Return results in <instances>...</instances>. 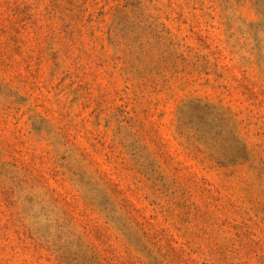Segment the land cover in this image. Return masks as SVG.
Segmentation results:
<instances>
[{"label": "rangeland", "instance_id": "obj_1", "mask_svg": "<svg viewBox=\"0 0 264 264\" xmlns=\"http://www.w3.org/2000/svg\"><path fill=\"white\" fill-rule=\"evenodd\" d=\"M0 264H264V0H0Z\"/></svg>", "mask_w": 264, "mask_h": 264}]
</instances>
